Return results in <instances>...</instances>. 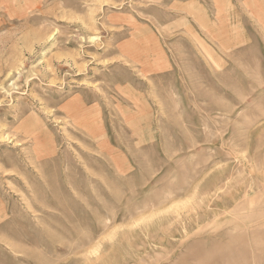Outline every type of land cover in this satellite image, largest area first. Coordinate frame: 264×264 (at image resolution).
<instances>
[{
    "label": "rangeland",
    "instance_id": "obj_1",
    "mask_svg": "<svg viewBox=\"0 0 264 264\" xmlns=\"http://www.w3.org/2000/svg\"><path fill=\"white\" fill-rule=\"evenodd\" d=\"M249 6L0 0V264H264Z\"/></svg>",
    "mask_w": 264,
    "mask_h": 264
},
{
    "label": "crops",
    "instance_id": "obj_2",
    "mask_svg": "<svg viewBox=\"0 0 264 264\" xmlns=\"http://www.w3.org/2000/svg\"><path fill=\"white\" fill-rule=\"evenodd\" d=\"M253 2L254 3H256L257 4V6H259L260 4H261V6L264 8V1L263 0H242V3H245V5H246V10H251V9H249V5H251V4H253Z\"/></svg>",
    "mask_w": 264,
    "mask_h": 264
},
{
    "label": "bare ground",
    "instance_id": "obj_3",
    "mask_svg": "<svg viewBox=\"0 0 264 264\" xmlns=\"http://www.w3.org/2000/svg\"><path fill=\"white\" fill-rule=\"evenodd\" d=\"M263 201V200H262ZM210 226V225H209ZM233 237V236H232ZM231 238V237H230ZM237 241V240H236ZM220 246V245H219ZM216 247V246H215ZM223 249V248H222ZM225 249V248H224ZM225 255V254H224ZM230 264V263H229Z\"/></svg>",
    "mask_w": 264,
    "mask_h": 264
}]
</instances>
